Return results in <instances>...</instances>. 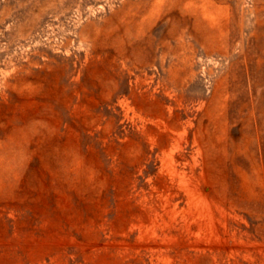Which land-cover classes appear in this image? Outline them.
<instances>
[{"label":"rangeland","instance_id":"374dc122","mask_svg":"<svg viewBox=\"0 0 264 264\" xmlns=\"http://www.w3.org/2000/svg\"><path fill=\"white\" fill-rule=\"evenodd\" d=\"M0 264H264V0H0Z\"/></svg>","mask_w":264,"mask_h":264}]
</instances>
